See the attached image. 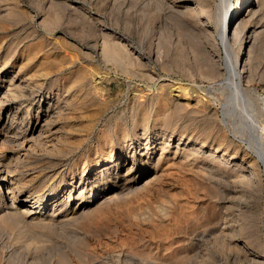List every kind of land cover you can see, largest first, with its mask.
<instances>
[{
    "label": "rangeland",
    "instance_id": "1",
    "mask_svg": "<svg viewBox=\"0 0 264 264\" xmlns=\"http://www.w3.org/2000/svg\"><path fill=\"white\" fill-rule=\"evenodd\" d=\"M236 1L0 0V264H264V0Z\"/></svg>",
    "mask_w": 264,
    "mask_h": 264
},
{
    "label": "bare ground",
    "instance_id": "2",
    "mask_svg": "<svg viewBox=\"0 0 264 264\" xmlns=\"http://www.w3.org/2000/svg\"><path fill=\"white\" fill-rule=\"evenodd\" d=\"M225 2H229V0H224ZM249 0H238L236 1V7L235 9L238 10L239 6L241 5L242 6V9H241V12L244 11L245 9V6H247L249 3H248ZM253 1V0H251ZM220 8V7H219ZM229 11V10H228ZM220 15V14H219ZM226 21L223 23V28L222 29H218L217 30V35H218V38L220 39L221 43L223 44V48H224V62H223V65H224V68L226 70V73H227V77H226V82L228 83V85L230 86L231 88V91L233 92L234 95H240V93H243L244 92V89L242 88L241 86V83H240V79H239V64L237 63L236 59H235V55H234V51H233V47H232V44H231V39L235 36V32L239 31L238 29L234 31V29L231 30V26H229V30H228V35L226 34ZM235 24V23H234ZM234 27V25H232ZM238 27V25H235ZM232 27V28H233ZM2 67V66H1ZM4 78V77H3ZM7 79V78H6ZM5 79V80H6ZM11 79V78H10ZM13 79V78H12ZM8 80V79H7ZM8 85V83H7ZM241 96V95H240ZM261 99L263 100L262 103H264V96L261 97ZM242 111V110H241ZM263 111V110H262ZM245 117V116H244ZM1 125V124H0ZM4 125V123H3ZM6 126H8L7 124H5ZM36 127V126H35ZM1 130V128H0ZM6 131V130H5ZM32 132V131H31ZM262 136V135H261ZM260 137V136H259ZM264 138V137H263ZM256 139V138H255ZM257 140V139H256ZM255 141V140H254ZM255 144V143H254ZM256 146V145H255ZM259 146V145H258ZM258 146L256 147L255 150H257V156H259V159L262 161V163H264V149H262V147L260 146L258 148ZM145 150V149H144ZM143 150V151H144ZM142 153V152H141ZM145 154V153H144ZM111 158V157H110ZM117 161V160H116ZM98 163V162H97ZM116 164V163H115ZM230 165V164H229ZM231 165H238V162L236 161H233L231 163ZM115 166V165H114ZM264 166V165H263ZM104 167V166H103ZM104 170V169H103ZM264 173V172H263ZM1 174V173H0ZM1 176V175H0ZM3 176V175H2ZM1 176V177H2ZM5 179V178H4ZM96 184V182H94ZM94 187V186H93ZM107 188L105 187H102L100 188L98 191H96V193L98 194H101L103 193V195L107 192ZM110 190V189H109ZM94 194V193H93ZM92 194V195H93ZM13 195V193H12ZM20 200V199H19ZM22 203V202H21ZM39 207V206H38ZM23 212V211H22ZM29 213H33L34 210H28ZM25 216V215H24Z\"/></svg>",
    "mask_w": 264,
    "mask_h": 264
},
{
    "label": "built area",
    "instance_id": "3",
    "mask_svg": "<svg viewBox=\"0 0 264 264\" xmlns=\"http://www.w3.org/2000/svg\"><path fill=\"white\" fill-rule=\"evenodd\" d=\"M261 109L263 110L262 112L264 113V103H263V105H262V108H261Z\"/></svg>",
    "mask_w": 264,
    "mask_h": 264
}]
</instances>
